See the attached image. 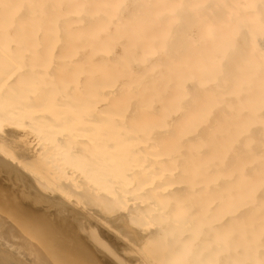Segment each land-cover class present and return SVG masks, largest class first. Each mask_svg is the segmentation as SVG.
Instances as JSON below:
<instances>
[{
    "label": "bare ground",
    "instance_id": "6f19581e",
    "mask_svg": "<svg viewBox=\"0 0 264 264\" xmlns=\"http://www.w3.org/2000/svg\"><path fill=\"white\" fill-rule=\"evenodd\" d=\"M14 137L149 228L134 264H264V0H0V193L51 217L0 205V264H133Z\"/></svg>",
    "mask_w": 264,
    "mask_h": 264
},
{
    "label": "rangeland",
    "instance_id": "374dc122",
    "mask_svg": "<svg viewBox=\"0 0 264 264\" xmlns=\"http://www.w3.org/2000/svg\"><path fill=\"white\" fill-rule=\"evenodd\" d=\"M27 137V136H26ZM25 137V138H26ZM16 137H14V140H13V138L11 139L12 141H10L9 140V143H7L6 145L8 146V149H11V151H12V153H11V151L9 152V153H11V155H14V156H19V157H21L22 159H29V158H35V157H41L42 156V158H40L38 161H37V163H33V164H35V165H33V168L35 169H31L32 170V174H36L37 172H40V173H37V176L38 175H40L39 176V180H40V178H42L43 180H41L43 183L42 184H44V183H46L47 184V182L49 181V176H47V173H46V171H47V167H48V165L55 159V157L54 156H52V157H54L52 160H51V158H49V156H44L43 154L41 155V156H32L33 154H35V150L37 149V146H36V144L38 145V142L36 143V140L37 139H29V138H27V139H24L23 137H22V139L23 140H20L21 139V137H18V138H20L19 140H17L18 138H16ZM25 140V141H24ZM31 140V141H30ZM33 140V141H32ZM35 141V142H34ZM10 142H12V143H10ZM21 143V144H20ZM36 143V144H35ZM46 155H47V153H46ZM50 155H52L51 153H50ZM0 156H6L3 152H1L0 151ZM24 157V158H23ZM29 157V158H28ZM56 157H59V159H60V156H56ZM38 159V158H37ZM43 159V160H42ZM58 158H56L55 160H59ZM68 160V162H66L65 160ZM50 160V161H49ZM65 160H63V161H58V163H59V167L60 168H52V169H50L52 166L51 165H49V167L50 168H48V171L47 172H49V171H51L50 173V179H51V177L52 176H54L53 178H54V180H55V182H57L58 180L57 179H59V183L57 182V184L59 185H61V183H63L61 186L62 187H58V186H56V185H54V184H56L54 181H53V179H51L49 182L50 183H48L49 184V186H51L50 187V189L52 190V191H54V192H51V193H49V192H45V193H49V195H51V197L52 198H54L55 199V197H56V199H59V200H61V201H65L64 203L66 204V205H68V206H72V208L75 210V211H79V212H81V214L83 215V216H85V217H97L98 219H102V222H104L105 224H106V226H108V228L107 227H105L104 226V228H103V226H102V231L103 232H105V233H108L110 236H111V238H113V241H114V244H115V246L117 247V249L119 250V252H122L123 253V251H124V253H123V255H125L126 257L128 256H130L128 259L130 260V262L131 263H135L136 262V258H138V256H140V255H143V254H145V252H147L148 250V247L146 246V244H145V242L146 241H144L143 239H144V237L146 236V235H144V234H147L148 233V229L149 228H147V230H145V228H144V226L142 227V226H139L138 224L136 225L135 223H132V222H130L128 219H127V216H126V213L124 212L125 210H122V208H120L119 209V207L118 208H112V207H110V206H108V204H95V203H88V201H86V200H84L85 198L87 199V194L86 193H88L89 191H91V190H89L88 188L89 187H86V186H83V183H84V180L82 181V183H80L79 181H80V179H79V181L78 180H75V178H77V176H79V175H77L78 173H77V170H76V168L74 167V165L73 164H69V159L66 157L65 158ZM65 162V163H64ZM71 162V161H70ZM55 163V162H54ZM66 163H67V165H66ZM52 164V163H51ZM56 164V163H55ZM57 166L56 167H58V164H56ZM70 165H72V166H70ZM65 167V168H63V167ZM68 166V167H67ZM46 168V169H45ZM69 168V169H68ZM54 169H56L55 171H52V170H54ZM59 169H60V171H59ZM68 169V170H67ZM75 170L74 172H73V170ZM35 172V173H34ZM46 174H45V173ZM55 173V174H52V173ZM57 172L58 173H60L61 175H56L57 174ZM72 172V173H71ZM29 173H31V171L29 172ZM42 173V174H41ZM45 174V176L46 177H44V176H42V175H44ZM49 175V174H48ZM42 176V177H41ZM57 176H59V177H57ZM57 177V178H56ZM46 178V180H47V182H45L44 181V179ZM48 178V179H47ZM74 178V179H73ZM79 178H80V176H79ZM40 181V182H41ZM51 181H53L52 183H51ZM75 181H76V183H75ZM77 181H78V184L80 183V185H82L81 187H79V186H77V188L75 187L76 186V184H77ZM69 182V184L71 185V186H73V189H74V191H73V189H72V187L70 188V185L69 184H67ZM75 183V184H74ZM46 184H44V186H46ZM48 184H47V186H48ZM64 184H66V185H69V187H68V189H67V186L66 185H64ZM73 184V185H72ZM54 185V186H53ZM59 185V186H60ZM64 185V186H63ZM75 185V186H74ZM84 185H85V183H84ZM66 186V187H65ZM54 187H55V189H54ZM65 187V188H64ZM85 187V188H84ZM60 188H61V190L63 191V193H65L66 192V189H67V193H68V197L66 196L65 197V195H64V197H63V193H61V191H60ZM80 188V189H79ZM46 190L45 191H48L49 190V187H48V190H47V188H45ZM77 189V190H76ZM82 189V191H80ZM84 189V190H83ZM86 189V190H85ZM87 189H88V191H87ZM65 190V191H64ZM72 192H71V191ZM75 190L76 191H78L79 193L81 192V194H82V197L80 198V197H78L80 194H77V192H75ZM58 191H59V193H58ZM69 191L71 192V193H69ZM86 191V192H85ZM57 192V193H56ZM74 192V194H72ZM82 192H84V194L82 193ZM61 193V194H60ZM20 194V193H19ZM24 194V195H23ZM21 193L20 194V196H17V194H16V198H15V195L14 196H12L13 198H11V199H9L10 198V195L8 196V194H2V193H0V205L2 206V207H4V208H10V206L12 205V206H16V204L18 203V202H20L19 200H16V199H22L23 197H26V198H23V199H25V200H23L22 199V201L20 202L21 203V205H23V206H27V204H28V207H29V205H30V209L28 210H26V211H29V212H34L33 214H34V216L35 217H37V218H40V217H38L40 214H42V216H43V218H40V220L42 219V221L43 220H45L46 221V219L47 218H51L50 216H48L49 214H48V212H47V215L45 216V212L46 211H44V212H42V210H45V208H42V204L40 203V202H38V200H37V196H35V195H33V194H31V193H27V192H25V193ZM58 194V195H57ZM60 194V195H59ZM69 194H70V196H69ZM13 195V194H12ZM37 195H39V192L37 193ZM77 195V196H76ZM84 195H86V197L84 196ZM61 197V198H60ZM73 197V198H72ZM76 197H77V200H76ZM14 198H15V200L17 201V202H15V200H14ZM66 198V199H65ZM78 198H80V199H78ZM83 199V200H82ZM7 200V201H6ZM30 200H31V202H30ZM76 201V202H75ZM82 201V202H81ZM34 202V203H33ZM89 202H90V200H89ZM4 203V204H3ZM22 203H24V204H22ZM85 203V204H84ZM79 205V206H78ZM83 205L85 206L84 208H83ZM86 205H88V206H86ZM14 206V207H15ZM25 206V207H26ZM36 206V207H35ZM38 206V207H37ZM70 206V207H71ZM76 206V207H75ZM81 207V208H80ZM32 208V209H31ZM40 209V211L42 212V213H38L37 212V209ZM79 208V209H78ZM33 209L34 210H36V212L37 213H35V211H33ZM81 209H82V211H81ZM119 209V210H118ZM37 214V215H36ZM124 214H125V216H124ZM88 215V216H87ZM41 216V217H42ZM45 217V218H44ZM47 217V218H46ZM126 217V218H125ZM127 219V220H126ZM106 221V222H105ZM108 224V225H107ZM110 227V228H109ZM143 229V230H142ZM145 232H147V233H145ZM20 239H22V238H20ZM52 238H49V239H47V245H49V247H50V249H49V251H51V252H49V254H50V256L51 257H55V253H56V250L55 249H53V245H56L57 243V241L56 240H58V239H55V241H54V239H53V243H52ZM29 240H27V242H28ZM49 241H50V243H52V244H49ZM52 245V246H51ZM48 247V248H49ZM54 248H57V247H55L54 246ZM55 251V252H54ZM53 254V255H52Z\"/></svg>",
    "mask_w": 264,
    "mask_h": 264
}]
</instances>
